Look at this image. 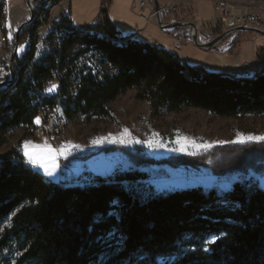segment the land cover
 I'll list each match as a JSON object with an SVG mask.
<instances>
[{
    "label": "trees",
    "instance_id": "obj_1",
    "mask_svg": "<svg viewBox=\"0 0 264 264\" xmlns=\"http://www.w3.org/2000/svg\"><path fill=\"white\" fill-rule=\"evenodd\" d=\"M106 17V28L116 29ZM64 20L72 22L70 15ZM37 23L29 28L32 34ZM77 30L57 25L49 34L54 47L36 54L33 43L16 63L13 80L0 88V146L4 132L31 125L44 105L60 103L70 118L79 112L108 115L109 102L134 86L153 111L190 106L221 116L264 112V71L236 76L202 68L201 76L199 66L188 65L178 53L143 40L118 42L119 35L111 40L85 34L73 52ZM201 33L211 39L219 34ZM89 51L98 52L109 68L84 63L72 90L71 62ZM55 75L57 87L47 95L44 82ZM156 160L208 166L215 174L262 173L264 140ZM156 160L134 154L140 164L130 169L65 183L48 179L19 146L9 147L0 154V255L15 251L14 264H264L259 180H237L228 190L187 186L156 192L140 167ZM213 235L218 238L206 247Z\"/></svg>",
    "mask_w": 264,
    "mask_h": 264
},
{
    "label": "rangeland",
    "instance_id": "obj_2",
    "mask_svg": "<svg viewBox=\"0 0 264 264\" xmlns=\"http://www.w3.org/2000/svg\"><path fill=\"white\" fill-rule=\"evenodd\" d=\"M139 1L108 0L107 12L118 29L127 33V31L136 30L138 27L142 29L146 41L156 42L158 46L173 52L179 51L176 49V44L181 39L183 44L186 42L188 44L184 49L185 55L181 54L188 64L197 66L199 63H204L209 67L210 72L231 73L230 71L235 69V55L232 51L219 47L205 49L197 45L193 37L186 38L184 34L174 33L175 27H162L157 16L151 21H147L142 15H147L149 9L141 10ZM228 1L236 7L255 8L264 0ZM101 3L102 0H100ZM52 6L53 3L49 7ZM69 7L74 25H81L87 18V12L77 8L75 0L73 6L69 0ZM101 8L100 5L98 14H101ZM0 9L2 10L0 12V49L4 48L1 37L6 34L9 38V50L11 52L14 47L17 28L9 30L6 26L5 0H0ZM174 9L167 6V10L172 13L171 18L173 17L175 21L181 20L180 14L173 12ZM208 10L212 13L193 21L198 28L205 29L207 27L204 25L207 22L214 23L217 20L214 7L213 11ZM36 19L40 23L33 27L34 34H32L29 28ZM41 24L42 20L39 19V15L35 11L33 20L27 28V37L34 39ZM186 28L190 32V27L187 26ZM215 30L221 34V24ZM49 34L50 32L45 29L39 33L36 42V54L55 46L56 40ZM74 34L77 37L76 43L79 45L82 43L84 35L91 33L79 29ZM236 38L231 39L230 42L224 41V44L230 46ZM9 53L5 52V59ZM2 54L3 52L0 51V57ZM71 63L73 68L72 90L82 76L81 68L84 63L89 66L109 68V64L104 62L96 51H89L80 55ZM5 78L6 73L0 72V80ZM9 78L3 82H7ZM140 90V87H131L109 102L110 113L108 115L87 117L79 112L70 118L64 113V127L54 136L47 131L31 133L24 127L4 132L5 142L0 146V154L11 146H19L24 154L27 151L28 154L38 155L42 159L47 170L45 167L32 164L45 173L48 179L70 183L89 178V173L109 175L117 169H130L140 164L134 161V154L137 157L144 155L147 158L161 160L175 155L197 154L216 145L241 143L239 141L248 136H264V112L221 116L203 108L190 106H183L176 111H153L150 101L138 96ZM26 141L41 147L33 148L32 145H29L25 149ZM140 167L147 172L146 181L154 187L156 192H167L187 186H203L206 189L218 187L222 190H228L235 181L245 178L257 179L264 187V172L254 170H249L244 176L240 173L215 174L208 166L200 168L186 165L175 166L165 160L163 162L150 161L141 164ZM2 227H0V231ZM217 238V235L211 236L205 244L206 247ZM15 258L16 252L6 249L0 255V264H14ZM172 259L170 258V261Z\"/></svg>",
    "mask_w": 264,
    "mask_h": 264
},
{
    "label": "built area",
    "instance_id": "obj_3",
    "mask_svg": "<svg viewBox=\"0 0 264 264\" xmlns=\"http://www.w3.org/2000/svg\"><path fill=\"white\" fill-rule=\"evenodd\" d=\"M40 1L42 0H32L33 7L40 6ZM216 2L217 8L219 10V24H221L222 26V33L224 35L221 39L217 40L212 46H210L208 42L212 39L210 38L207 40H203L201 37L202 34L200 33L201 31L199 29V41L204 44V48L208 49L213 47H220L224 44V41L230 42L231 39L237 37L238 34L242 31V29H239L240 26L264 29V15L261 11V8L264 7V1L255 8L246 6L236 7L228 0H216ZM107 4L108 0H102L101 7H105V10L108 11ZM146 7H150V11L147 15L143 14L142 17L147 21H151L153 17H158V15L161 17L162 22L159 24L162 27H166L169 22L175 21V19L172 21L164 19V12L168 11L167 6H160L159 9H157L151 0H140L139 8L143 9ZM1 11L2 10L0 9V12ZM41 11L43 12V20L42 24L39 25L38 34L35 35L34 39H27V28L29 27V24L21 30L19 44L17 48H15L14 46L11 52L9 50L10 45L8 36L5 34L1 37V42L4 46L3 49L6 50L5 52L10 53L8 54L9 56L6 59L4 57L2 60H0V63H2L0 65V72L6 73V78L4 80H0V82H3L8 77H11L12 71H14L17 61H20L21 58H25L27 56L28 51L30 50L33 43L37 42L38 35L43 29L51 33L55 31L57 25H64L67 27H82L90 31L106 33L109 35L127 34L129 35V44L141 40L139 32L122 33L117 29L106 28V25L101 24L100 14H98L93 22L85 25L78 26L74 25L72 22H66L64 20V17L70 15L69 0H53L52 7H49L48 9H41ZM173 12L179 13L177 9H174ZM192 33L193 30L190 28V34L192 35ZM212 33L213 32H211V34ZM182 44L183 41L179 39L177 41V46L181 47ZM80 47L82 46L77 45L76 43L75 48H73V52L78 50ZM13 53L14 58L12 60L11 57ZM262 55H264V51L259 53V57H261ZM11 68L13 70H11ZM263 68L264 66L261 67L259 66V64L255 65L253 63L244 64L243 66L244 71L247 72L254 69V72L262 71ZM183 71H189L190 73V70L188 68H185ZM198 73L203 76L202 67H198ZM58 80L59 77L56 75L54 78L46 79L43 85L44 93L49 95L51 91H47V89L58 82ZM37 118H39V123L36 122ZM64 122L65 117L62 113L61 105L60 103H57L55 106L44 105L35 116L33 123L24 128H26V130L31 133L47 131L50 133V135L54 136L56 133L63 129Z\"/></svg>",
    "mask_w": 264,
    "mask_h": 264
},
{
    "label": "crops",
    "instance_id": "obj_4",
    "mask_svg": "<svg viewBox=\"0 0 264 264\" xmlns=\"http://www.w3.org/2000/svg\"><path fill=\"white\" fill-rule=\"evenodd\" d=\"M73 1L74 0H70L71 6H73ZM75 1L77 4V8H79L81 10H85L87 12V18L84 20V22L81 25H85V24H89V23L93 22L96 19V17L98 16L99 6L101 5L100 0H75ZM151 1L154 4L153 0H151ZM158 1H159L160 6H168L172 9H174V8L177 9L180 16H181L180 19L183 21H196L197 18L206 17L207 15L212 13V12H209L208 9H211L213 11V7H214V10L216 11V14H217V20L214 23L207 22L204 25V27H207V28L203 29L201 27V28H199L200 31H204V30H208V29H211L214 31L220 23L219 22V10L217 8L216 0H158ZM147 8L150 11V7H146V8H143L141 10H145ZM206 8H208V9H206ZM5 9H6L5 11H6V15H7L5 22H6V26L9 30L14 29V28H17V30H18L20 25L25 20H27L29 18V15H30V10H29L28 4H27V0H5ZM10 9H11V12H10ZM14 10H15V12H14ZM261 11L264 15V7L261 8ZM171 14L172 13L170 12V10L164 12V19L170 20V21L174 20L173 17L171 18ZM107 16H108L109 20L113 23L115 28L119 32L124 33V31H121L120 29H118V27L116 26L115 22L110 17V14H108V12H107ZM70 18L72 21L71 15H70ZM154 18L155 17H153L152 19H154ZM9 23L11 24V27H9ZM72 23H73V21H72ZM128 32H130V33L139 32L141 40L146 41L143 37L142 29H139L137 27L136 30H129V31H127V33ZM173 32L177 33V34H180V33L184 34V36H186V38L192 37L189 30L187 31V28L183 27V26H176L175 29H173ZM119 35H125V34H119ZM202 38H203V40L210 39V37H208L206 35H204V36L202 35ZM186 43L182 44L181 47H178L176 44V49L179 51H174V52H176V53L181 52L178 54L182 57L183 61L188 64L185 57L181 55V54L185 55L184 49L188 46V44H186ZM153 44H157V43L155 42ZM213 48H218V47H213ZM219 48L227 49L228 51H232L235 55L234 59H235L236 67H234L235 69H233V71H230L231 73H229V74H233L236 76H253V75L257 74L258 71L254 72L255 69L248 71V72L244 71V69H243L244 64L253 63L255 65L259 64V66H261V67L264 66V55L259 57V53L264 51V34H262V33L255 32L252 30H242L238 34L235 41L230 46L228 44H223ZM176 49L174 48V50H176ZM208 49H212V48H208ZM0 51L3 52L2 56L0 57V59H2L5 55L6 50L0 49ZM188 65H190V64H188ZM191 66H195V65H191ZM197 66L202 67V68L206 69L208 72H210L209 71L210 69H208L209 67H207L204 63H199Z\"/></svg>",
    "mask_w": 264,
    "mask_h": 264
},
{
    "label": "water",
    "instance_id": "obj_5",
    "mask_svg": "<svg viewBox=\"0 0 264 264\" xmlns=\"http://www.w3.org/2000/svg\"><path fill=\"white\" fill-rule=\"evenodd\" d=\"M154 4H155V7L157 9H159L160 7V4H159V1L158 0H153ZM27 4H28V7H29V10H30V17L25 20L19 27L17 33H16V36H15V40H14V46L15 48H17L18 44H19V41H20V33H21V30L26 26L28 25L32 19H33V15H34V7L32 5V0H27ZM158 18H159V23L162 22L161 20V17L158 15ZM176 26H183V27H190L192 30H193V33H192V37L194 39V42L203 47L204 48V44L202 42L199 41V28L197 27V25L193 22V21H183V20H177V21H172V22H169L166 27H176ZM239 29H242V30H252V31H255V32H259V33H262L264 34V29H260V28H254V27H247V26H240ZM223 33L215 36L212 40H210L208 43L210 46H212L217 40L221 39L223 37ZM14 58V53L12 54V57L11 59L13 60ZM11 70H13L11 68ZM5 84V82L1 83L0 86H3Z\"/></svg>",
    "mask_w": 264,
    "mask_h": 264
},
{
    "label": "bare ground",
    "instance_id": "obj_6",
    "mask_svg": "<svg viewBox=\"0 0 264 264\" xmlns=\"http://www.w3.org/2000/svg\"><path fill=\"white\" fill-rule=\"evenodd\" d=\"M53 3V0H42L40 1V6H34V12L37 11L38 15H39V19L43 20V12L41 11V9H48L49 6H51ZM102 9H105V7H102ZM103 11V10H102ZM100 14L101 17V24L102 25H106V12H102ZM34 17V15H33ZM33 20V19H32ZM78 30H84V31H88L91 34H96L99 36H106L108 38H110L111 40H114V37H111L109 34L106 33H101V32H95V31H90L88 29L82 28V27H76ZM82 28V29H81ZM33 37H27V39H32ZM118 42H128L129 41V35L125 34V35H119V39H117ZM264 71V68L262 69V71H258L257 73H261ZM184 73L188 76L189 72L188 71H184ZM202 75H205V70L202 69ZM14 76V71H12L11 77L9 78V80L7 82H5V84L3 86H0V88L2 87H6L12 80Z\"/></svg>",
    "mask_w": 264,
    "mask_h": 264
},
{
    "label": "snow or ice",
    "instance_id": "obj_7",
    "mask_svg": "<svg viewBox=\"0 0 264 264\" xmlns=\"http://www.w3.org/2000/svg\"><path fill=\"white\" fill-rule=\"evenodd\" d=\"M9 27H11V24L9 23ZM57 85L53 84L49 89H47V91H54L56 89ZM37 123H39V118H37ZM258 141V140H264V136H261V137H254V136H248V137H245L243 139H241L239 142L241 143H245L247 141ZM29 145H32V142L30 141H26L25 142V149L29 146ZM33 148H40L41 146L39 145H32ZM26 155L29 156V161L33 164H37L41 167H45L46 170H47V166L43 163L42 159L38 156V155H35V154H28L27 151L25 153Z\"/></svg>",
    "mask_w": 264,
    "mask_h": 264
}]
</instances>
